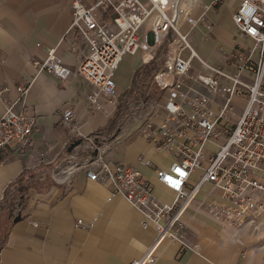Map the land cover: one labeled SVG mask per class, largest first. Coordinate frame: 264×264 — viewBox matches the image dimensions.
<instances>
[{
    "label": "built area",
    "instance_id": "1",
    "mask_svg": "<svg viewBox=\"0 0 264 264\" xmlns=\"http://www.w3.org/2000/svg\"><path fill=\"white\" fill-rule=\"evenodd\" d=\"M221 1L71 2L68 33L78 34L81 41L76 71L92 86L88 109L104 110L103 97L112 109L118 106L120 92L114 74L124 54L142 50L145 63L161 55L150 77L158 98L136 103L134 110L121 113L120 121L130 117L141 120L144 139L154 150L170 156L171 164L154 172L156 180L173 192L171 198L164 201L155 196L152 183L136 166L110 157L112 140L100 130L82 134L72 129L78 133L74 139L81 140L70 152L76 160L63 159L57 171L68 178L82 169L90 179L109 180L113 193L139 211L144 224H153L154 240L129 264L152 263L166 239L176 242L180 251H197L183 220L192 206L237 228L255 227L264 218V0H239L232 11V23L237 33L252 43L236 44L216 62L202 57L190 36L200 23L207 33L211 31L214 23L207 14ZM196 9H200L197 14ZM32 63L37 71L62 78L68 74L54 48ZM29 85L17 84L15 98L9 96L7 86H0L4 105L0 151L24 150L30 143L36 117L25 102ZM235 100L244 103L242 108ZM160 104L165 114L156 122L152 116ZM59 114L65 123L76 118L72 107L62 108ZM139 159L151 163L149 158ZM196 170L200 174L192 180ZM204 184L209 190L199 197ZM13 193L8 192L10 196Z\"/></svg>",
    "mask_w": 264,
    "mask_h": 264
},
{
    "label": "crops",
    "instance_id": "2",
    "mask_svg": "<svg viewBox=\"0 0 264 264\" xmlns=\"http://www.w3.org/2000/svg\"><path fill=\"white\" fill-rule=\"evenodd\" d=\"M71 2L0 0V86H7L9 96L15 98L17 84L29 83L25 102L36 117L26 149L0 151V264H129L140 258L154 240L153 224H144L140 212L113 193L109 180L90 179L82 169L68 178L57 172L63 159L76 160L67 150L71 140L78 137L72 129L82 134L104 132L112 140L110 157L136 166L152 183L158 198L167 201L173 195L156 180L154 172L155 168H167L170 156L154 150L144 139L141 120L130 117L120 121L121 113L129 109L123 107L129 100L138 103L148 98V102L159 96L156 85L150 83L149 72L136 74L145 66L144 51L124 54L115 71L114 81L120 92L116 109L104 97V110L88 109L92 86L76 71L81 41L78 34L68 33ZM238 2L223 0L208 12L214 23L209 33L203 23L195 27L190 40L202 57L221 62L222 55L236 44L251 45L252 41L240 36L232 23V11ZM199 11L196 9L195 14ZM222 22L231 28L227 49L219 44ZM49 48L62 58L68 69L66 77L37 71L32 63L43 59ZM194 66L199 67L197 62ZM64 107L74 109L72 123L62 122L59 112ZM3 111L0 99V115ZM164 114L160 104L152 117L160 122ZM139 157L149 158L150 165ZM199 174L200 170L194 171L191 179L196 180ZM20 176L27 187L21 202L19 184L14 183ZM9 190L14 191L12 196ZM208 190L209 185L204 184L199 197ZM183 220L197 251H180L176 242L166 239L149 264H264V218L255 227L237 228L192 206Z\"/></svg>",
    "mask_w": 264,
    "mask_h": 264
},
{
    "label": "rangeland",
    "instance_id": "3",
    "mask_svg": "<svg viewBox=\"0 0 264 264\" xmlns=\"http://www.w3.org/2000/svg\"><path fill=\"white\" fill-rule=\"evenodd\" d=\"M228 23H226V22H222V23H219V28L221 29V34H222V36L221 35H219V44L222 46V47H224V48H228V46H229V43H231V37H232V35H231V33H229V31L231 30V28H230V25L228 26L227 25ZM185 29V28H184ZM183 29V30H184ZM228 34L230 35L229 37H228ZM223 49V48H222ZM163 50H160V53L162 52ZM158 55L161 57V55L158 53ZM159 56H157V62H159L158 60H159ZM235 104H236V106L237 107H239V108H242V106H243V102L242 101H240V100H235ZM134 105H136V103L135 102H133V100H129L128 101V103H125L124 105H123V107H126V108H129L128 110L129 111H131V110H134ZM133 119V118H132ZM125 120V119H124ZM132 121V120H131ZM120 123V122H119ZM121 123H122V121H121ZM2 233H3V229H0V234L2 235Z\"/></svg>",
    "mask_w": 264,
    "mask_h": 264
},
{
    "label": "trees",
    "instance_id": "4",
    "mask_svg": "<svg viewBox=\"0 0 264 264\" xmlns=\"http://www.w3.org/2000/svg\"><path fill=\"white\" fill-rule=\"evenodd\" d=\"M157 59H152L149 62L145 63V66L140 67V70L138 69V71L136 72L137 75L142 74L143 72H149L150 74H152L153 70L157 67L158 62L156 61ZM119 110V108L117 109V111ZM116 111V117L118 116ZM24 180L23 176H20L14 183L19 184L18 188H17V192L19 195V201L21 202L24 198V193L27 189L26 186H24L22 184ZM10 188V187H9ZM8 191V189L6 190V192Z\"/></svg>",
    "mask_w": 264,
    "mask_h": 264
},
{
    "label": "water",
    "instance_id": "5",
    "mask_svg": "<svg viewBox=\"0 0 264 264\" xmlns=\"http://www.w3.org/2000/svg\"><path fill=\"white\" fill-rule=\"evenodd\" d=\"M80 142H81L80 139H75V140H73V141L69 144V146H68V148H67L68 152H71V150L74 148V146L78 145ZM19 217H20L19 215L16 216V217H15V220L19 219Z\"/></svg>",
    "mask_w": 264,
    "mask_h": 264
}]
</instances>
